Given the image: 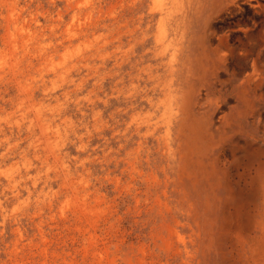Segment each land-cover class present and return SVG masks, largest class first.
<instances>
[{
	"label": "rangeland",
	"instance_id": "374dc122",
	"mask_svg": "<svg viewBox=\"0 0 264 264\" xmlns=\"http://www.w3.org/2000/svg\"><path fill=\"white\" fill-rule=\"evenodd\" d=\"M0 264H264V0H0Z\"/></svg>",
	"mask_w": 264,
	"mask_h": 264
}]
</instances>
